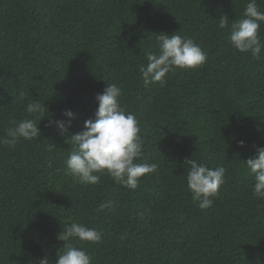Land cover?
<instances>
[{
	"label": "trees",
	"instance_id": "trees-1",
	"mask_svg": "<svg viewBox=\"0 0 264 264\" xmlns=\"http://www.w3.org/2000/svg\"><path fill=\"white\" fill-rule=\"evenodd\" d=\"M247 2L0 0V137L11 121L35 119L24 108L31 100L46 115L41 136L0 145V264L45 255L54 264L58 234L72 223L102 233L99 243L70 241L93 264H264V199L243 162L264 147V50L260 60L241 53L218 27L222 15L244 18ZM174 32L191 37L207 62L145 87L139 69L157 51L156 35ZM260 35L264 42V23ZM107 82L122 88L121 105L139 121L137 162L158 164L134 190L106 174L79 183L66 171L71 137L49 122L71 110L70 132L84 131ZM188 158L227 169L209 209L192 202Z\"/></svg>",
	"mask_w": 264,
	"mask_h": 264
},
{
	"label": "clouds",
	"instance_id": "clouds-1",
	"mask_svg": "<svg viewBox=\"0 0 264 264\" xmlns=\"http://www.w3.org/2000/svg\"><path fill=\"white\" fill-rule=\"evenodd\" d=\"M242 19L229 20L228 15H222L218 21L220 29H229L231 46L241 53H250L256 60L261 59L264 42L260 35L261 24L264 23V11L260 10L257 0H248ZM217 20V19H216ZM161 33L156 35L157 51L147 54L146 65L140 66L145 87L167 84L168 74L177 69H198L207 62V52L191 37ZM122 88L116 83L107 82L102 94L95 100L98 107L95 119L85 121L84 131L71 133V121L74 114L65 110L62 114L67 120H50L60 135L71 137L72 147L66 160V171L77 178L81 184L95 185L101 182V175L110 176L120 185L136 189L141 177L158 171V164L138 163L144 151L145 141L140 135L139 121L135 114L126 112L120 103ZM21 99L24 93H20ZM26 113L35 119L25 118L6 130V135L0 137V145L14 146L21 138L25 141L41 136L38 127L45 117L44 108L38 100H31L24 105ZM37 121H39L37 123ZM244 146V141H238ZM253 175V195L264 199V147H257L253 157L243 161ZM187 164L186 181L191 192V199L201 210L214 205V198L219 195L220 188L225 183L227 169L223 166L210 168L195 159H185ZM105 207L101 205V208ZM63 241V247L58 249L54 264H93L92 257L82 247L74 246L70 241L75 238L80 241L99 243L102 233L96 228L83 224L72 223L58 234ZM39 264H53L45 255Z\"/></svg>",
	"mask_w": 264,
	"mask_h": 264
}]
</instances>
